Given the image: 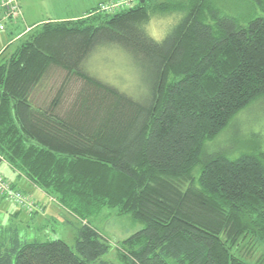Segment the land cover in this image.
<instances>
[{
	"label": "trees",
	"instance_id": "1",
	"mask_svg": "<svg viewBox=\"0 0 264 264\" xmlns=\"http://www.w3.org/2000/svg\"><path fill=\"white\" fill-rule=\"evenodd\" d=\"M153 3L42 23L0 60V161L80 224L74 248L11 225L0 264H111L110 244L89 222L105 208L144 225L119 244L124 264H264V154L204 150L264 99V16L179 0L170 10L181 18L156 41L145 30ZM114 45L148 76L138 100L82 69ZM52 68L65 82L47 101L36 91ZM72 78L81 87L61 113Z\"/></svg>",
	"mask_w": 264,
	"mask_h": 264
},
{
	"label": "rangeland",
	"instance_id": "2",
	"mask_svg": "<svg viewBox=\"0 0 264 264\" xmlns=\"http://www.w3.org/2000/svg\"><path fill=\"white\" fill-rule=\"evenodd\" d=\"M100 1L107 2L109 0H21L19 5L22 19L16 25L9 27L12 32H0V50L6 49L0 60L8 58L26 38L23 36L22 39H18L17 36L31 25L40 23V21L66 19L80 15L82 16L79 18H82L88 15L86 12L84 15L81 14L82 11L86 9L89 12L91 6L96 3L99 5ZM177 1L179 2V0H154L150 20L145 27L146 33L154 40L161 41L181 18L180 13L170 10L173 3ZM208 1L222 13L240 20L264 16V11L257 7L255 0ZM39 25L29 29L34 31L38 29ZM110 47L112 50L99 48L94 51L93 57L83 63V71L94 79L138 100L139 96L137 95H145L148 90V76L128 53L116 45ZM63 82H65V73L55 68L50 69L41 86L37 88L36 96L49 101ZM80 87L81 82L74 78L66 83L59 112L62 113L67 110ZM204 150L206 153L223 152L230 159L238 158L243 154L259 152L264 154V99L240 111L214 140L206 143ZM0 176L10 184L17 181L18 184H14L15 189L29 194L31 199L38 203L35 204L36 207L41 205L42 210L39 211L36 222L40 223L42 227L31 232L21 230L24 235L28 238L36 235L35 237L41 241L63 240L71 248H74V228L80 225L75 217L61 209L43 192L33 186L31 187L24 178H19L3 161H0ZM16 213L19 221H28L31 215L14 203L3 200L0 207V226H6L9 222V216H16ZM89 222L99 230L110 244V250L103 260L111 264H124L117 253L119 244L144 227L142 223L134 220L130 215H119L108 208L102 209L95 218H90Z\"/></svg>",
	"mask_w": 264,
	"mask_h": 264
},
{
	"label": "built area",
	"instance_id": "3",
	"mask_svg": "<svg viewBox=\"0 0 264 264\" xmlns=\"http://www.w3.org/2000/svg\"><path fill=\"white\" fill-rule=\"evenodd\" d=\"M136 0H110L100 3L97 12L112 14L122 9L129 8ZM19 0H0V32L6 31L18 19L21 18V8ZM0 196L15 205L25 209L29 213L35 211L37 207L30 195L12 187V185L0 176Z\"/></svg>",
	"mask_w": 264,
	"mask_h": 264
},
{
	"label": "crops",
	"instance_id": "4",
	"mask_svg": "<svg viewBox=\"0 0 264 264\" xmlns=\"http://www.w3.org/2000/svg\"><path fill=\"white\" fill-rule=\"evenodd\" d=\"M100 3H102V1H100ZM99 3V4H100ZM97 3L96 4H93L92 6H91V8L89 9V10H91L92 8L93 9H95V8H97ZM86 10V9H85ZM82 11L83 13H81V14H85V12L86 13H88L87 12V10L86 11ZM80 16H82V15H80ZM80 16H77V17H67L66 19H53V20H49V21H62V20H74V19H76V18H79ZM45 22H48V21H40V23H35L34 25H31L30 27H33V26H35V25H37V24H42V23H45ZM30 27H28L25 31H23L22 33H20V35L21 34H23L24 32H26V31H28L29 30V28ZM6 31H9L8 33H10V32H12L10 29H9V27H8V29L6 30ZM17 37H19V35L17 36ZM0 52H1V50H0ZM7 164V163H6ZM8 165V164H7ZM8 167H9V169L12 171V172H14L15 174H17V176L19 177V178H24L25 180H26V178L24 177V176H22V175H20V174H18L16 171H14L9 165H8ZM18 178V179H19ZM27 181V180H26ZM27 183L32 187L33 185H31L28 181H27ZM14 184L15 185H17L18 183H17V181L16 182H14ZM33 187H35V186H33ZM36 188V187H35ZM36 189H38V188H36ZM39 190V189H38ZM39 191H41V190H39ZM42 192V191H41ZM29 195V194H28ZM44 195H46V194H44ZM46 197H48L47 195H46ZM49 198V197H48ZM50 199V198H49ZM3 200H6V199H3L1 196H0V207H1V202L3 201ZM54 202V201H53ZM35 204H38V203H36L35 202ZM37 207H39L40 208V210H42L41 209V205H38ZM43 212V211H42ZM40 213V212H39ZM39 213H36L35 212V214L33 215H30V217H29V220L28 221H19V218H18V214L16 215V214H13V215H16V216H9V222H8V224L6 225V226H0V234L3 232V231H5L9 226H11V225H17V224H19L20 225V229L21 230H27V231H29V232H31V231H33V230H35V229H37V228H39L40 227V223H38V222H36V217H38V214ZM46 217V216H45ZM50 219H52V218H50ZM1 223V222H0Z\"/></svg>",
	"mask_w": 264,
	"mask_h": 264
}]
</instances>
